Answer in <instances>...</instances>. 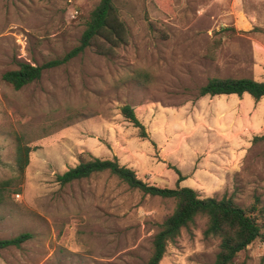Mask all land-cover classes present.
Returning <instances> with one entry per match:
<instances>
[{
    "label": "rangeland",
    "instance_id": "374dc122",
    "mask_svg": "<svg viewBox=\"0 0 264 264\" xmlns=\"http://www.w3.org/2000/svg\"><path fill=\"white\" fill-rule=\"evenodd\" d=\"M100 0H0V264H147L176 203L105 172L61 186L80 162L117 157L152 186L259 208L264 234V99L198 96L211 78L264 80V0H117L125 45L103 41L20 91L3 80L76 48ZM110 50L108 52L107 50ZM131 106L148 138L121 114ZM29 148L21 175L18 147ZM198 219L161 264H213L219 239ZM233 264H264V239Z\"/></svg>",
    "mask_w": 264,
    "mask_h": 264
},
{
    "label": "trees",
    "instance_id": "16d2710c",
    "mask_svg": "<svg viewBox=\"0 0 264 264\" xmlns=\"http://www.w3.org/2000/svg\"><path fill=\"white\" fill-rule=\"evenodd\" d=\"M116 1L100 0L99 4L90 13L79 45L65 55L64 58L41 66L20 63L18 69L4 73L3 80L11 84L16 91H20L24 87L39 81L44 70L70 62L83 54L86 49L94 46L97 41L105 42L110 49L125 45L128 39V30L120 18ZM107 51L110 52L109 49ZM231 95L238 97L249 95L256 102H259L264 99V80L211 78L198 92L200 98ZM121 114L139 130L141 138H148L146 127L139 120L131 106H123ZM260 141L264 142V136H256L253 142ZM17 151V163L22 175L29 164L31 150L20 145ZM105 172L117 177L129 188L138 190L144 195L172 199L176 203L173 213L161 224L159 232L154 237L153 252L147 264H161L168 245L175 242L184 229L188 230L195 225L198 219L206 220L203 232L204 238L219 239V252L213 264H233L239 253L245 251L256 240L264 239L257 205H254L252 209H244L236 204L232 198H202L196 190L180 186L185 178L178 170L177 187L174 189L160 188L141 180L133 169L121 165L117 157L105 160L93 157L91 160L80 162L65 173L57 175L56 181L61 186H66ZM9 185L8 182H0V204L6 200L7 194L10 193ZM32 238V234L22 233L11 239H0V251L9 248H20Z\"/></svg>",
    "mask_w": 264,
    "mask_h": 264
}]
</instances>
